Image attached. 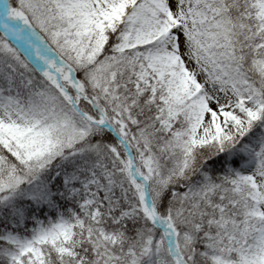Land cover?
<instances>
[{
    "label": "snow or ice",
    "instance_id": "6c2138e0",
    "mask_svg": "<svg viewBox=\"0 0 264 264\" xmlns=\"http://www.w3.org/2000/svg\"><path fill=\"white\" fill-rule=\"evenodd\" d=\"M0 264H264V0H0Z\"/></svg>",
    "mask_w": 264,
    "mask_h": 264
}]
</instances>
